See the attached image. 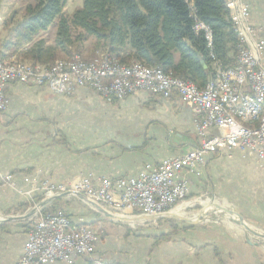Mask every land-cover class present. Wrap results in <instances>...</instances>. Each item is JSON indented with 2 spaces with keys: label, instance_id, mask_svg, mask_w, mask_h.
Masks as SVG:
<instances>
[{
  "label": "crops",
  "instance_id": "crops-1",
  "mask_svg": "<svg viewBox=\"0 0 264 264\" xmlns=\"http://www.w3.org/2000/svg\"><path fill=\"white\" fill-rule=\"evenodd\" d=\"M241 1L249 5L251 22L264 38V0ZM83 51L88 58V51ZM6 92L8 107L0 114V176H12L14 186L0 182L2 211L25 203L24 194L43 196L45 183L56 185L87 176L135 177L149 165L198 143L195 114L177 94L163 98L138 91L112 104L88 87L68 97L55 95L45 86L12 82ZM182 176L194 197L212 187L214 194L225 197L215 187V180L224 176L256 181L248 187L264 200V161L255 153L235 150L231 157L226 151L211 155L200 174ZM259 205L264 215V203ZM49 209L64 210L74 227L91 225L105 232L91 256H76L73 264L96 260L106 264H264L257 242L237 233L202 225L156 243L151 236L107 219L79 197L59 196ZM29 222L0 223V264L18 263L29 239ZM257 225L264 228V219Z\"/></svg>",
  "mask_w": 264,
  "mask_h": 264
},
{
  "label": "built area",
  "instance_id": "built-area-1",
  "mask_svg": "<svg viewBox=\"0 0 264 264\" xmlns=\"http://www.w3.org/2000/svg\"><path fill=\"white\" fill-rule=\"evenodd\" d=\"M189 5L194 31L205 38L209 57L215 61L213 31L196 15L193 3ZM231 5L236 9L233 26L238 38L237 55L230 64L211 69L203 87L183 84V79L162 77L160 66L141 72L136 59H132L131 67H117V55L109 48L98 51L90 64H82L79 54L50 64H24L15 55L0 59V114L7 110L6 90L12 82L45 86L55 95L68 97L79 88L88 87L112 104L138 91L163 98L177 94L195 114L198 143L189 151L149 165L135 177L87 176L56 185L45 183L43 199L82 194L116 215H165L190 194L189 181L182 174H200L207 157L225 151L231 157L235 150H240L255 153L264 161V125L253 126L257 114L264 113V38L258 36L251 22L249 5L241 0H231ZM232 114L249 117L250 125L233 124ZM0 182L11 185L12 176H0ZM50 203L30 218L34 222L17 264H73L76 256L93 253L99 240L98 228L74 227L70 216L62 209H49ZM92 264L106 263L96 260Z\"/></svg>",
  "mask_w": 264,
  "mask_h": 264
},
{
  "label": "trees",
  "instance_id": "trees-1",
  "mask_svg": "<svg viewBox=\"0 0 264 264\" xmlns=\"http://www.w3.org/2000/svg\"><path fill=\"white\" fill-rule=\"evenodd\" d=\"M67 2L29 3L20 21L13 27L7 23L9 31L0 45V59L14 56L59 18L54 44L38 39L24 49V59L49 64L63 54H70L72 49L82 54L84 42L95 38V51L109 48L122 62L136 59L146 66H160L174 77L203 87L212 73L210 49L205 38L194 31L189 2L201 21L211 27L214 52L223 64H230L237 55L234 18L225 0H84L68 16L64 15ZM74 30H78L76 35ZM129 50L132 52L127 53ZM122 53L127 55L121 56ZM41 199L43 196L38 201ZM27 205L23 203L18 208ZM164 220L171 221V229L152 235L156 243L189 228L186 224L179 227L173 219Z\"/></svg>",
  "mask_w": 264,
  "mask_h": 264
},
{
  "label": "rangeland",
  "instance_id": "rangeland-1",
  "mask_svg": "<svg viewBox=\"0 0 264 264\" xmlns=\"http://www.w3.org/2000/svg\"><path fill=\"white\" fill-rule=\"evenodd\" d=\"M83 1L84 0H68L66 7L64 9V15L68 16L71 13H73L75 9L83 5ZM225 1H226L228 8L231 10L234 20H236L235 18L236 9L234 11L233 6L231 5V0H225ZM33 2L34 0H0V45L6 39L8 31H9L7 23H10L9 27H13L18 21H20L23 18L25 14L26 6L29 3H33ZM58 24H59V18H56V20L54 21V23L48 30L41 32L39 35L36 36L33 42L26 44L22 50L16 53L15 56L19 58L20 62H26L28 64L34 63L32 62L33 60L24 59L23 52L25 51L24 49H27L28 47H30L36 40L44 39L47 42V44L49 45L54 44L56 34H57ZM77 32L78 30H74V34ZM102 49H105V47H102L98 49L97 51H95V38H89L87 41L84 42L83 49H82L84 50L83 52L88 51L87 52L88 58H86L85 56L83 57L82 56L83 54H80L77 50L72 49V52L70 54L68 55L63 54L59 58H57L56 61L60 59H65L67 58V56H71L73 54H79L80 59L88 61L91 58L95 57L97 55V52L101 51ZM217 59L223 64V62L218 57ZM118 60L122 64H127V63L132 62V59H130L127 62H122L120 59ZM137 63L142 64V66L144 65L143 66L144 68L150 69L149 68L150 66H146L141 61L137 60ZM211 63H213L212 60H211ZM211 67L212 69H214V66H212V64H211ZM160 69L163 71L161 67ZM163 73L170 75L164 71ZM174 78H179V77H174ZM215 181H216L215 187L218 190V193L221 196H225V197L220 198L218 197L217 194H214L213 192L214 187H212L211 189L205 188V191H204L205 195L203 196L197 194V197H194L193 195L189 194L186 200L181 203L182 206L185 205V203L189 204L188 207H182L180 210V213L181 212L185 213V217L192 218L198 215V213H200L204 209L207 211V213L204 214L203 217L201 218L200 223L190 224V223H185L183 221H179L176 219H173V220L177 221V224L179 225V227H182L185 224L189 225V228H194L195 226L198 227V226L204 225L207 228L209 227L213 231L222 230V231H227L230 233L233 232V233L240 234L243 237H247L248 239H252L254 242H257L256 245L259 247V250L262 251V253H264V238L253 235L252 233L244 229L241 225L237 224L235 222V218L233 220L229 219V217L225 215V212H220L217 209H214L212 212H208L209 207L216 206L217 204L224 205V206L226 205L228 208L233 209L236 213L240 214L251 227H253L254 229H259L261 231H264L263 227L257 225V223H259L261 219H264V215L260 213L262 209L260 210L259 208L260 206L259 204L262 205V203H264V200L262 199V194L259 192L253 191V189L251 191V189H249L248 187V185L257 183V182L256 181L250 182L248 179L246 181L243 177L242 178L237 177V179L231 180V177H224V176L223 178H219V180H215ZM263 184H264V181H263ZM11 185L14 186L13 180H12ZM254 185L256 186V184ZM24 195L26 197L25 203H28V205L25 208L19 209L18 207L14 206V207H10L6 209L5 211L0 210V216L1 215L3 216L25 215L28 211H30L33 207H35L36 204L44 200V199H41L40 201H38L39 196L35 197L32 194H27V195L24 194ZM207 199L210 201V203L205 204L204 200H207ZM181 204L179 205V207H181ZM179 207H177L176 209H178ZM252 207L254 208L250 209ZM252 211L254 212L252 213ZM248 212H251L250 213L251 217H249ZM259 213L261 215H259ZM136 215H139V214H136V213L133 214V216H136ZM124 216H131V215H124ZM225 219L230 220L234 224H228ZM32 221L29 222L30 225L32 224ZM124 224H126L128 229L132 228V230H134L135 232H138V234L142 236L144 235V236H151V237L152 235H155V234H161L163 232H168L171 229V221L169 220L167 221L164 219L157 220V221L148 220V221L124 223ZM182 231L184 230H178V232H182ZM98 233H99V240L105 236V232L102 231L101 227L98 228ZM175 235H173L171 238H173ZM163 240H167V239H163Z\"/></svg>",
  "mask_w": 264,
  "mask_h": 264
},
{
  "label": "water",
  "instance_id": "water-1",
  "mask_svg": "<svg viewBox=\"0 0 264 264\" xmlns=\"http://www.w3.org/2000/svg\"><path fill=\"white\" fill-rule=\"evenodd\" d=\"M202 64H203L204 68L208 67L206 62L203 61ZM78 197L83 199L84 201H86L88 204H90L93 208H95L97 211H99L107 219L112 220V221H116V222H120V223H134V222H141V221H148V220L157 221V220H161V219H176V220H179V221H183L185 223L198 224V223L201 222V218L203 217V215L207 213V211L204 209L200 213H198L196 218H189V217H185V216H180V215L175 214L173 212H169V213H167L165 215H159V216H148V215L123 216V215H116V214H113V213L107 211L106 209H104L103 207L98 205L97 203L87 199L82 194H78ZM56 198L57 197L50 198V199H44L40 203L36 204L35 207H33L25 215H21V216H3V215H1L0 216V223H2L4 221H9V220H12V219H17V220L30 219L41 208L45 207L48 203H50L52 200H54ZM216 207H218L219 209H223L227 214H230V215L236 214L238 216V220H236V222L242 223L244 225V228L247 231H249L250 233H252L253 235L264 238V231H261L259 229H254L253 227H251L244 220V218L240 214L236 213L233 209H230L228 207H225L224 205H219V204H217Z\"/></svg>",
  "mask_w": 264,
  "mask_h": 264
},
{
  "label": "bare ground",
  "instance_id": "bare-ground-1",
  "mask_svg": "<svg viewBox=\"0 0 264 264\" xmlns=\"http://www.w3.org/2000/svg\"><path fill=\"white\" fill-rule=\"evenodd\" d=\"M228 3V2H227ZM231 7V6H230ZM234 11H235V9H234ZM236 18V17H235ZM207 26V25H206ZM207 27H209V26H207ZM80 59V58H79ZM119 58H116L115 57V66H117V67H120V68H128V67H131L132 66V62L131 63H127V64H122L119 60H118ZM80 60H82V59H80ZM58 61H65V59H60V60H58ZM212 62L213 63H211L212 64V66H214V69H219V68H221L222 66H224L220 61H218V59H217V56H215V61L214 60H212ZM21 63H24V64H28V63H26V62H21ZM82 64H90V60H88V61H85V60H82ZM144 66V65H143ZM142 66V64H140V63H137V68L138 69H140L141 70V72H150V69H148V68H144ZM146 67V66H145ZM150 68V67H149ZM160 74H161V76L162 77H167V78H169V79H179V78H174V77H172V76H170V75H167V74H165V73H163V71L160 69ZM182 79V78H181ZM183 84H196L195 82H193V81H191V80H185V79H183ZM232 122H233V124H235V125H250V118L249 117H241V114H232ZM264 125V113H259V114H257V116L255 117V119H253V126L254 127H262ZM204 202H205V204L207 203H210V201L207 199V200H204ZM179 207V206H178ZM183 206H181V207H179L178 209H176V210H174V213L175 214H178V215H180V216H185V213H183V212H181L180 213V210H181V208H182ZM225 207H227L226 205H225ZM214 209H217L218 211H220V212H225L223 209H219L218 207H216V206H212V207H209L208 208V212H212ZM225 215L226 216H228L229 217V219H231V220H233L234 218H235V222H236V220H238V216L236 215V214H232V215H230V214H227L226 212H225ZM197 217V215L196 216H194V217H192V218H196ZM226 218V217H225ZM226 220V222L228 223V224H234L233 222H231L230 220H228V219H225ZM237 224H239V225H241L243 228H244V225L242 224V223H240V222H236ZM245 229V228H244Z\"/></svg>",
  "mask_w": 264,
  "mask_h": 264
}]
</instances>
